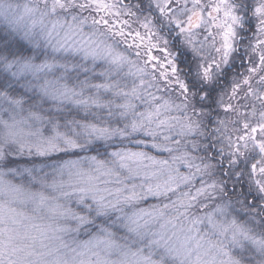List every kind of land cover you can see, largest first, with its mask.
<instances>
[{"label":"rangeland","instance_id":"rangeland-1","mask_svg":"<svg viewBox=\"0 0 264 264\" xmlns=\"http://www.w3.org/2000/svg\"><path fill=\"white\" fill-rule=\"evenodd\" d=\"M118 1L0 0V29L39 49L8 68L22 103L0 99V160L82 151L0 169V264H264V239L230 212L206 159L169 40ZM235 1L147 0L205 82L235 48ZM251 3L248 63L211 131L232 161L254 155L264 203V0Z\"/></svg>","mask_w":264,"mask_h":264},{"label":"trees","instance_id":"trees-1","mask_svg":"<svg viewBox=\"0 0 264 264\" xmlns=\"http://www.w3.org/2000/svg\"><path fill=\"white\" fill-rule=\"evenodd\" d=\"M119 5L133 9L140 15H147L150 21L157 26V30L169 40V48L176 53L177 71L183 77V81L187 87V92L191 96V102L195 108L201 112V124L205 132L204 154L206 159L215 164L214 177L221 182L223 195L227 202L231 203V211L237 220L249 223L253 231L264 239V203L260 200L255 191L250 175V165L254 160V155L250 158H238L235 161L231 160L230 154L221 151V140L214 138L212 127L216 123L219 115L218 99L225 93L227 86L240 77L248 63L247 51L250 40L253 35V20H252V3L251 0H236L235 3L239 8L238 12L244 14L245 21L237 27V39L235 48L233 49L227 65L222 71L209 82L200 79L195 69L194 60L191 54L183 48L173 33L166 28L159 16L149 6L147 0H119ZM241 16V15H239ZM39 49L34 48L30 44L20 40L19 38L10 37L5 33L4 29H0V99L10 96V98L21 99L20 92L16 90L15 84H20L12 81L11 73L8 68L15 60H23L30 58L36 54ZM21 86V85H20ZM22 88V87H21ZM16 90V91H15ZM25 97V96H23ZM23 100L22 108L31 109V99L27 97ZM30 100V101H28ZM22 103V99L21 102ZM65 115V114H64ZM63 116L60 114V117ZM85 116L87 120L93 121L94 118L90 115ZM59 117V118H60ZM67 117H63L62 121H66ZM68 120V119H67ZM69 121V120H68ZM71 121V119H70ZM73 123V122H72ZM87 153L98 154V157H103L100 148L94 146L86 150ZM82 151L57 152L46 156H21L11 157L4 156L0 160V169L5 170L11 167L22 166H43L46 168L50 163L62 162L66 159L78 156ZM49 168V167H48ZM44 170H47L44 169ZM118 233L121 232L117 231ZM71 233V232H70ZM124 233V232H123ZM67 243L71 242L72 233L67 236ZM72 242H75L74 239ZM72 242L66 247L56 251L59 255L66 256V250L72 246ZM63 257V256H62ZM61 259V258H60ZM63 260V259H62ZM51 261V259H49Z\"/></svg>","mask_w":264,"mask_h":264}]
</instances>
